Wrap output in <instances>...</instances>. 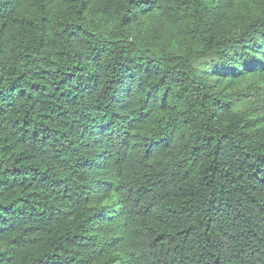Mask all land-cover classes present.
Segmentation results:
<instances>
[{"label": "trees", "instance_id": "obj_1", "mask_svg": "<svg viewBox=\"0 0 264 264\" xmlns=\"http://www.w3.org/2000/svg\"><path fill=\"white\" fill-rule=\"evenodd\" d=\"M0 264H264V0H0Z\"/></svg>", "mask_w": 264, "mask_h": 264}]
</instances>
